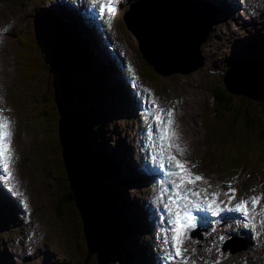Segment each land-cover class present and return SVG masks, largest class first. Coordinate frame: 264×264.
<instances>
[{
	"label": "rangeland",
	"instance_id": "obj_1",
	"mask_svg": "<svg viewBox=\"0 0 264 264\" xmlns=\"http://www.w3.org/2000/svg\"><path fill=\"white\" fill-rule=\"evenodd\" d=\"M58 1L0 0V118L6 117L10 121V147H17L18 150L17 154H12L10 165L13 178L6 179V173L0 174V182L9 187L10 194L7 197L13 204L11 211L4 209L2 200L6 194L0 191V264H150L148 257L139 249L142 243L148 244L147 252H153L155 264H177L164 263L170 247H173L170 233H163L168 247L160 251L157 250V242L162 237L154 238L159 222L163 219L164 224L160 226H168L166 223L171 219L168 213L163 217L159 215L161 209L167 208L168 198L178 193L174 183L177 177H171L169 172L165 180L168 186L166 196L163 181H160L161 174H152L142 166L156 162L163 169H172L161 150L160 134H150V129L151 132L157 131L152 127L155 124L151 120H154V111H157L152 101L155 100L159 105L158 96L161 94V103L166 105L163 108L165 113L168 109L174 112L175 123L172 127L178 136L176 142L185 152L181 155L175 148L171 152L178 159L186 160L193 174L203 177V180L189 184L187 189L199 195L186 192L187 201L200 197L210 202L215 199V204H218L221 200L229 199V193H232L230 189H235L234 194H238L239 200L242 196L253 195L262 201L264 154L261 153L262 165L251 163L249 166L246 163V172L235 171L237 163L235 166L223 163L222 156L247 146L241 145L247 136L242 128L244 118L230 124L231 118L244 112L259 113L254 118L256 129L264 118V102L255 99L249 101L248 98L235 95L230 112L215 113L211 87L217 83L218 73L231 68V62L235 59L234 62L242 60L250 63L247 65L257 64H251L254 61L264 62V0H256V15L249 20L243 19L238 10L219 2L224 7L219 8L210 32L206 33V40L200 43L199 58L203 63L189 71H156L157 74L152 76L144 74L137 41L125 27L121 15H117L111 27L103 20L97 27L103 33L101 36L96 37L93 30L81 34V31L91 30L94 25L88 23L86 15L81 14L80 19L68 9H59V5L64 3L58 4ZM98 1L85 0L83 4L87 3L86 8H89ZM239 1L243 7L247 5V0ZM199 4L204 3L200 1L193 8L196 10ZM76 7L79 9L81 6L78 4ZM115 7L122 13L127 9L128 2L121 0ZM187 12L194 14L190 8H182V16L186 17ZM180 16L179 12L178 21ZM213 17L214 11L209 18L212 20ZM86 35H91L93 40ZM72 36H83L104 62L112 60L116 52L125 55L115 56L108 64L102 65L103 70L95 63L96 66L91 68L92 74H83L75 61L78 52L71 47L74 45L70 39ZM108 36L120 43L115 44V51L100 47L113 48L108 43ZM63 37H66L65 40ZM252 37L254 43H251ZM77 42L81 46L84 44L86 52L82 51L90 58L92 55L87 44L79 40ZM54 57L64 58L67 62L61 73L51 65ZM249 71L250 68L247 69ZM104 73L113 80L106 79ZM121 78L124 82L121 85H125V81L130 83L132 92L115 81ZM112 81V86H116L115 91L108 86ZM175 95L180 96L181 101L171 104L170 98ZM85 99L95 107L90 110V116L83 118L95 169L99 171L103 153L106 159L111 157L118 166V176L114 177L118 180L109 181L106 176L96 173V187L104 190L102 201L105 212L114 204L126 208L125 212H118L117 209L121 218L116 217L114 207L112 218L104 215L103 236L106 237L107 232L116 227H129L123 234L124 241L122 238L118 240V246L128 249L126 257L117 258L118 250L113 246L106 254L107 258H103L101 246L96 247L95 241L92 247L96 248L91 250L90 245L88 247L86 244L74 200H59L67 190L70 191L59 140L60 111L64 105H68L69 114L80 119ZM145 101L154 110L150 116L140 107ZM164 119L167 121L166 115ZM69 123L66 121L68 127ZM209 156L212 159L208 161ZM128 159L136 164L132 170L127 167ZM214 193L217 195L213 196ZM259 204L261 214L257 212V218L252 217L262 227L259 239L248 225L242 228L248 229L250 233L244 234L243 229L241 232V227H236L237 224L229 218L228 223L205 225L207 243L214 247L215 252L211 247L197 243L205 239V227L200 226L198 239L186 231L182 245L186 249L184 259L187 258L188 264H208L207 261L212 264H264V201ZM17 209L24 211L23 217L18 216L19 212L17 216L13 214ZM172 209L175 210V206ZM138 218L144 222L139 224ZM120 219L122 225H119ZM146 220L152 224L150 232ZM131 225L136 226L135 230L130 229ZM140 226L144 228L139 230ZM233 231L241 232L243 237H252L251 245L238 252L223 251V238L230 236ZM237 244L239 246L242 242L238 241ZM191 246H197L193 250L194 259L202 261L191 260Z\"/></svg>",
	"mask_w": 264,
	"mask_h": 264
},
{
	"label": "bare ground",
	"instance_id": "obj_2",
	"mask_svg": "<svg viewBox=\"0 0 264 264\" xmlns=\"http://www.w3.org/2000/svg\"><path fill=\"white\" fill-rule=\"evenodd\" d=\"M67 1H68V3H67ZM72 1L73 2H71L69 0H59L57 3L60 4V2L61 3L63 2L64 5H59V9H61V10L62 9H68L77 18V14H78V10L79 9L76 6L78 4L80 6H83V5H86L87 3L86 4H83V1H85V0H72ZM124 1L125 2H130L131 0H124ZM146 1L150 5L153 6V7H150V6L148 7L149 12L151 11L150 13L153 14L154 11H157V13H158V15L160 17H163L167 21L172 22L170 24V26H172V28L169 30L170 34L173 33L174 35H176L178 33V30H179L182 33H189V34H192L193 35V30H191L188 27H184V26L182 27L180 21H178V19H176L177 13H179V9H180V7H182L180 5V6H178V9H177V0H172V3H173L172 5L173 6L168 7L169 9L167 8V4H166L165 0H146ZM188 1L195 2V3L197 2L198 3L199 1H204V0H188ZM205 1L207 3H211V1H214V0H208V1L205 0ZM224 1H230L232 3H238V4H240V1L238 2V0H224ZM211 5L216 9L215 16L218 15L219 8L223 9V7H224L223 5H220V3H216V4L215 3H211ZM74 6H75V8H74ZM144 17H145V19H143V24L144 25H147L148 24V14L144 15ZM80 19H81V17H80ZM103 20L104 19H100L99 22H96V19H92V18L89 17L88 18V23H90L91 25H94L93 28L91 30H88V31H81L80 33L81 34H83V32L89 33V32H91L93 30L94 32H96V37L97 36H101L103 33H102V31H99L97 27L101 25V23L103 22ZM175 20H176V22H175ZM144 34L147 35L149 33L148 32H144ZM181 36H182L183 39H186V36L185 35H181ZM85 37L92 39L91 35H86ZM82 38H83V36H82ZM70 39L73 41L74 40L73 36L70 37ZM108 39L110 40L108 43H111L113 45V48H111V49L110 48L108 49V48H106L104 46L102 47V45L100 46V44L98 43L97 40H96V42L98 43V45L102 49H104L106 51H108V50L115 51V44L116 43H119V42L116 41L114 38H111L110 36H108ZM207 40H209V38ZM83 41H84V43L87 44L88 49H89V51H90V53L92 55L90 57V59L93 61L94 64L96 63L100 67L101 70H103L102 65L108 64L110 61H112L115 58V56H117V55H125V54H118L116 52L115 55H114V58L112 60H110L108 62H104L95 53L94 48L90 44V42L87 41V40H85L84 38H83ZM202 45L203 44H201V46ZM186 47H187L188 53H186V54L185 53H183V54H177V62H176V64H178L180 66H187L188 64H191V62L193 61V58H194V53H193L192 46L190 44H187ZM119 48L121 49V47H119ZM171 53H172V51L169 49V52L167 54H165V55L163 54V55L166 56V57H169V56H171ZM140 54H141V57H142V61H145V60L149 59V57H150L149 55H151L150 53H144V54H142L141 53V50H140ZM235 60H233L231 63H234V64L237 63V62H234ZM238 64L244 65L242 67V69H244L245 67H247V69L250 68V71H249L250 73L247 72V69L237 71L236 73H234V75L228 77V81H229L228 84H229V86L231 88H233V89H236L238 92H242L245 95L248 94L249 96L254 97L257 100H263V95H264V62L263 63H257L255 65H247L245 63L243 64V63H240V62H238ZM105 76H106V79H112L113 80V78H111V76L109 74H105ZM254 76L260 78L261 81L258 80V79L255 80V77ZM234 80H236V81H234ZM115 81H117L119 83H124L123 80H122V78L119 79V80H115ZM112 83H113V81L112 82H109L108 83V86H110V89L111 90L115 91L116 86H112ZM125 83L127 85L126 84L125 85L122 84V85H124V86L127 87V91L128 92H132V89H131L132 86L130 85V83H128L126 81H125ZM122 85L119 84V86H122ZM116 93H118V92H116ZM140 107L142 109H144L149 115L153 111L152 108H151L152 105H147L146 104V101L144 102L143 105H140ZM64 117L61 120L62 127H64V126L65 127H68L67 124H66V121L70 122L69 125H72V124H74L76 122L80 124L79 117L78 116L75 117L74 115L69 114L68 111L65 113V116ZM64 122H65V125H64ZM59 126H61V125H59ZM64 130H65V135H66V133H68L67 132V129H64ZM62 131L63 130H61L59 128L60 139H61V132ZM71 132H72L71 134H73V137H74V135L76 134L75 131L72 130ZM74 139H75V137H74ZM80 143L83 146V144H82L81 141H79V143H76V141H72L70 139H68L66 141V150H67V153L65 151V158L66 159H69V162L68 163L70 164V168H69V164L68 163H67V166H68V171H69V177H70V180H71V183H72V186L73 187H74L75 184L78 183V176H80L81 174H84V173L86 174V172H88L89 168L91 167L90 161H88V159H85V160L83 159V157L86 156V155H85V150H84V152L81 150ZM14 148L16 150L15 153L13 152V149ZM14 148H12V154H17L18 153L17 147H14ZM67 156H68V158H67ZM211 159H212V157L209 156L208 157V161L211 160ZM26 160H28V157L26 158ZM135 165L136 164H134L132 161H130L128 159L127 167L130 170L134 169L135 168L134 167ZM169 172L170 171L167 172V179H168ZM170 175H171V177L173 176L172 174H170ZM73 176H75V178H73ZM160 181H165V180H160ZM97 183H98L97 182V178L96 177H93V185H94V187H95L96 190H98L96 188V186H95ZM187 186H189V184ZM167 188H168V186L165 189L166 190L165 191L166 196H167ZM179 190L181 192H185L186 187L181 188ZM0 191L4 192L6 194L5 198L2 200L3 208L11 211V207L13 206V204H12L11 200L7 197V194L8 193L10 194L9 187L6 186L4 184V182H2V181L0 182ZM77 192H78V190H77ZM87 193H84L83 194V197L86 200L85 203L86 204L88 203L89 205L94 206V201L92 200V197L91 196H88L89 193L88 194ZM98 193H100L99 190H98ZM219 196H221V195H219ZM183 198H184V196H183ZM98 200H100V196L98 198H96V202H98ZM173 200H175V203H173ZM185 202H186V199H183L182 201H178L176 199H172V198L169 197L168 198V201L166 203L167 204V208H163L162 209L159 217H163L166 213H168L169 215H171L172 211L174 210V209H172V206H175V209H176L178 206L182 205ZM239 202H240V200L238 198H235L234 197L232 199L229 198V199L221 200L220 203L214 205L210 201H208L207 199H204L201 208H202V216H203V218L206 219V220H208V222H205V225L213 224V223L227 222V219H229V218H236V219H240L241 218V219H244L243 217H247L248 219H250V213L249 212L247 213V215H245L241 210H238L235 207V203H239ZM251 208H252V210L254 212V216L253 217L255 218L256 215H257V212H260V211H258L257 205H256V207H254L253 205H251ZM18 212H19V214H18ZM102 213L103 212L101 211V209L98 208V210H97V217L99 218L100 215H102ZM13 214H15V216H17V214H18L19 217H23L24 211L22 209H17L15 212H13ZM100 218H103V217L101 216ZM169 218H170V216H169ZM247 218H245V220L246 221H249ZM141 221L144 222V220H142V218H138L139 224H140ZM146 222L149 224V227H150L149 228V232H150V229L152 228V224L149 223L147 220H146ZM159 224L160 225L161 224H164V220L162 219L159 222ZM160 225H158V228H156V235L154 237L155 239L160 238V237L163 238V239L161 238L157 242V250H159V251L160 250H163L165 248V246H166V243H165L166 238L163 236V233H165V232L168 231L170 233L169 236L171 237V240H172V237L174 235V233L172 231V229L174 228V226H171V225H168V226H160ZM247 225H248V227L251 228V230H252L253 234L255 235V237H257L259 239L260 236L262 235V233H261L262 227H261L260 223L259 222L256 223L254 221L252 223H242V227L247 226ZM133 226L134 227L133 228L130 227V229H134L135 230L136 226L135 225H133ZM93 227H94L93 225H87L86 226V231H87V233L90 236H93L94 235L95 230H93ZM143 228H144L143 226H140V229L139 230H141ZM242 229H243V233L244 234H249L250 233V231L248 229H246V228H242ZM206 233H207V229H206V226H205V232H204L205 239L203 241H198L197 243L198 244H201L202 243L205 246H209L215 252L214 247L211 244L207 243L208 235ZM200 234L201 233L199 232V230H195L193 232V236L196 235V237H194L196 239H198L197 237L200 236ZM87 237H89V236H87ZM248 238L252 239V241H253V238L252 237H248ZM90 240H89V242H90ZM172 242H173V240H172ZM240 242H242L241 245L236 246V247H234V248H232L230 250H226V251L223 250V251L229 252V253H231V252L232 253L233 252H238V251H242L244 249H247L249 247V244L251 245V243H250L249 240H244V241H240ZM173 244H174V242H173ZM166 247H168V246H166ZM196 247L197 246H191L190 247V249H189L190 250V256L189 257L193 261H202V260H196V259H194L193 250ZM147 248H148V244L142 243L139 246V249L148 257L150 264H155V257L153 255V252L152 251L147 252ZM91 250H94V249L91 248ZM166 256L167 257L164 260V263L177 262V264H188L187 258L184 259V256H182V257H175L174 247H170V249H169V251H168V253H167ZM207 262H208V264H212L210 261H207ZM258 262L261 263L260 261H258Z\"/></svg>",
	"mask_w": 264,
	"mask_h": 264
},
{
	"label": "trees",
	"instance_id": "obj_3",
	"mask_svg": "<svg viewBox=\"0 0 264 264\" xmlns=\"http://www.w3.org/2000/svg\"><path fill=\"white\" fill-rule=\"evenodd\" d=\"M165 1H167V0H165ZM65 38L66 37H63V40H65ZM252 39L253 40H251V43H254L255 42L254 37H252ZM77 41H78V39L74 38V40H73L74 45H71V47L74 50H76V52H78V55L76 56L75 61L80 66L81 73L86 74V75H90V74H92L91 68L95 67L96 65L93 63V61L90 58H88L89 55H86V53H84L82 51V50H84L86 52L84 44H82V46H81ZM237 62L245 63V61H242V60L237 61ZM28 63H27V65H28ZM142 63H143V71L146 74H150L151 76L156 74V72L153 69V66L147 60L142 61ZM52 64H53V69L55 68L58 71V73H61L62 69L65 68L64 66L67 64V62L64 60V58L58 59V58L54 57L51 65ZM243 66L244 65L238 64V65H235L231 68L225 69L227 72L223 69L221 74L218 73L219 74L218 81H217V83L213 84L211 87V98H212V104H213L215 113L230 112L232 110L233 98L235 97V93L227 90L225 83H226V85L229 83V81H228L229 76L234 75V73H236L239 70L247 69V67L242 69ZM225 72H226V80L224 83L223 75ZM228 86H229V84H228ZM233 90L238 92L236 89H233ZM238 93L244 94L242 92H238ZM236 96H243V95H236ZM243 97L245 99H247V98L250 99L249 101L257 100L254 97H251V98H249L248 96H246V97L243 96ZM258 102H264V95H263V100H260ZM67 108H68V105H64V107L60 111V118L58 120V127L61 130H63L64 132L63 131L61 132V139H60V136L59 135L58 136H59V140H60V146H61V152H62V157H63V161H64V167H65V170L68 174V183H69L70 191H68L66 189L67 192L65 193L64 196L60 197L59 200L61 202H70L71 199L74 200L75 206H76L77 211L79 213V216L81 218L84 236H85L86 244L88 245V247L90 245V247L92 249H94V248L98 247V245H100L101 246L100 251L104 254L103 258H107L106 254L110 251L111 247L116 246L117 250H118V252L116 253L117 258H119L120 256L126 257L128 249L124 246H118V244L120 243L118 240H119V238H122L124 236L123 234L125 233V231L129 227H123V228L116 227L114 229L109 230L106 234V237L103 236V231H104L103 218H100V217L101 216L104 217V215H109L111 217V214L113 213V207H114L115 212H116V217L121 218V216L118 215L119 214L118 212H125L126 208L122 207L119 204H114L113 207L111 205V207L108 209V212H105V206H104L103 201H102L104 190L100 187L101 191L99 189L100 193H98V195H97L96 189L93 185V177H96V173H97V175L100 173V176H102V177L106 176L105 178H108L109 181L110 180L111 181L118 180V179L114 178V177L118 176L117 175L118 166L116 163H113L111 157H108V159H106L105 156H103V155H106L105 153H103L101 156V159H100L101 164L99 166V171H97L98 168L95 169V166L93 164V161H94L93 155L91 152V148L89 146V142L86 138V131L84 128L83 118L86 116H90L89 113H92L90 110L94 109L95 107L91 106V103L86 100L85 108L83 109L82 112L80 111V113H81L80 119H79L80 124L76 122L72 125H69V127H65V126L62 127L61 120L65 116V113L68 111ZM258 115H259V113L244 112L242 114H237L234 117L235 119L231 118V120L229 122L230 124H232L234 121H237L243 117L244 121L242 123V128L247 133L246 139L241 144V145L247 144V146H245L242 150H239L238 152H234L233 154L227 153V154L222 156V162L223 163H226L228 165H233V166H235V163H237V165L234 168L235 171L238 170L239 172H246V169H245L246 163H248L249 166L251 163H253L254 165H259V166L262 165L263 159H262L261 153L264 154V118L261 119L260 125L256 129H254V126L256 124L254 122V118H255V116H258ZM247 121H249V122H247ZM59 125H61V126H59ZM64 125H65V122H64ZM63 128L67 129L68 133H66V135H65V130ZM72 130L75 131V133H76L74 135L75 139L73 137V134H71ZM68 139H70L72 141H76V143H79V141L82 142L83 146L80 143V148L83 152L85 150V155H86L83 157V159L84 160L88 159V161H90V163H91V167L89 168L88 172H86V174L84 173V174H81L80 176H78V183H77L78 185L75 184L74 187L72 186V183H71V180L69 177L68 166H67L69 159L65 158V151L67 153L66 141ZM252 149H254L256 152H254ZM67 158H68V156H67ZM69 168H70V164H69ZM73 178H75V176H73ZM96 188H98V187H96ZM76 189L78 190L79 193L77 192ZM84 193H87L88 196L92 197V200L94 201V206H91L88 203L87 204L85 203L86 200L83 197ZM99 196H100V200H98V202H96V198H98ZM97 204H98V207L100 206L99 208L101 210H102V207H104L103 208L104 214L102 213V215H100L99 218L97 217V210H98ZM93 207H95V212L93 211ZM117 209H118V212H117ZM111 218H109V220H111ZM87 225H93L94 226L93 230H95V232H94L93 236H90L87 233V231H86ZM119 225H122L121 219L119 221ZM130 227L133 228L134 226L131 225ZM87 236H89V237H87ZM88 239L90 240V242ZM122 240L124 241L123 238H122ZM94 241L96 242V247H92L95 244Z\"/></svg>",
	"mask_w": 264,
	"mask_h": 264
},
{
	"label": "water",
	"instance_id": "obj_4",
	"mask_svg": "<svg viewBox=\"0 0 264 264\" xmlns=\"http://www.w3.org/2000/svg\"><path fill=\"white\" fill-rule=\"evenodd\" d=\"M165 2L167 4V8L173 6L171 0H167ZM197 4H198L197 2L196 3L190 2L188 0H177V9L178 6L180 5L182 6L179 9L181 15L180 23L192 29L193 35L189 33H182L179 30L176 35H174L173 33L170 34L169 30L172 28V26H170L172 22H169L165 18L160 17L157 11H154L153 14L150 13L151 11L149 12L148 7L149 6L153 7V6L150 5L146 0H132L129 3L128 8L123 11L122 20L124 22V25L135 37L138 48L139 50H141L142 54L144 53L151 54L149 59H147V61L153 66L155 72L156 71L168 72L169 70L172 71V69L173 70L187 69L186 71H189L191 69L198 67L203 63V61L199 58L200 56L199 47H200V43L206 40L207 38L206 33L210 32L211 23L216 20V16L213 17L212 20L209 18L211 12L214 11V15L216 14V9L211 4L208 5L199 4L198 8L195 10L193 7H197ZM182 8L185 9L190 8L191 11L194 12V14L191 15L189 12H187L186 17H184L181 14ZM146 14H148L149 24L144 25L143 17ZM140 27L143 29V32L140 29ZM144 32H148L149 34L146 35L144 34ZM181 35H185L186 39H183ZM167 41L169 43H167ZM187 44H190L192 46L194 58L191 64H188L187 66H180L176 64L177 54L188 53L186 47ZM169 49L172 51L171 56L169 57L164 56L169 52ZM255 63H259V62L254 61L251 64H255ZM245 64H250V63H245ZM235 65H238V62L235 64L233 63L231 66L233 67ZM226 72L223 75L224 83L226 80ZM225 86L227 90L234 92L235 95H243L245 97L248 96L249 98H251V96L249 95L241 94L234 91L231 87L226 85V83ZM67 110L69 112L70 109ZM231 240L230 241L228 240L227 243H229L232 246ZM226 246L227 244H225L223 248H225Z\"/></svg>",
	"mask_w": 264,
	"mask_h": 264
},
{
	"label": "snow or ice",
	"instance_id": "obj_5",
	"mask_svg": "<svg viewBox=\"0 0 264 264\" xmlns=\"http://www.w3.org/2000/svg\"><path fill=\"white\" fill-rule=\"evenodd\" d=\"M118 0H108V4L106 6L107 11L111 14L107 20V24L111 27L112 18L115 12V3ZM105 9L101 8V12L103 13ZM129 67H131L129 65ZM150 91V90H149ZM153 105L156 107L157 112L155 115V119L158 122V131L160 133V145L161 150L166 153V159L169 165L174 169L171 173L173 176L177 177V180L174 181L175 186L178 190L184 188L186 184H194L197 181L203 180V177L200 175L193 174L191 170L188 168V162L186 160L178 159L172 152L171 149L175 148L181 155L184 154L185 149L182 148L176 141L178 139L177 133L172 125L175 123L174 121V112L172 109H168L165 113V110L159 108V105L156 103L155 100L152 101ZM167 116V121H165L164 117ZM10 139H11V131H10V121L6 117L0 118V164H2L4 172L7 174L6 179H12V171L10 165L12 163V149L10 147ZM14 186V185H13ZM230 191L234 194L235 189H230ZM188 193L192 195L198 196L199 193L191 192V189H187ZM217 194H213L216 196ZM234 198L230 196V199ZM184 199H187V195L184 196ZM259 197L252 198V204L255 206L259 203ZM175 203V200H173ZM212 204H215L216 201L213 199L211 201ZM248 201H242L240 204L236 205L238 210H241L245 215L248 213ZM174 228L172 229L174 235L172 240L174 242V252L175 257H182L184 251L182 245L185 239L184 233L190 229L195 227V217L188 212L186 209L183 213L177 212L174 220ZM165 243H168L166 240ZM194 264V262H193Z\"/></svg>",
	"mask_w": 264,
	"mask_h": 264
}]
</instances>
